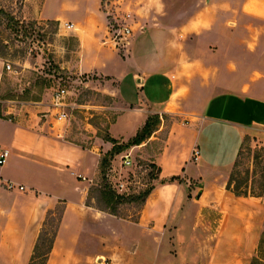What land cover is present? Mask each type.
<instances>
[{"label":"crops","instance_id":"0c3cea01","mask_svg":"<svg viewBox=\"0 0 264 264\" xmlns=\"http://www.w3.org/2000/svg\"><path fill=\"white\" fill-rule=\"evenodd\" d=\"M100 7V0H81L67 19L78 30L76 71L113 77L116 95L127 105L124 111L147 108L128 137L110 133L119 115L109 136L128 140L152 114L178 117L150 158L157 170L150 192L136 220L97 210L87 197L99 178L101 155L112 143L85 148L67 141L41 113L46 106H11V100L0 98V152L7 153L0 164V264L29 263L47 215L59 204L46 264H96L98 257L107 256L103 253L116 264H249L264 230V223L256 221L254 200L261 202L264 217V197L235 196L226 189L227 180L216 181L215 174L209 178L214 165L206 148L215 142L225 148L222 153L231 160L223 168L224 178L244 135L264 127V92L255 91L260 77L254 75L256 69L264 72V0L145 1L135 9L142 28L133 33L125 59L118 57L130 72L126 79L83 67V38L98 32L101 39L107 31ZM136 37L160 42L153 44L154 66L146 58L132 66ZM97 43L102 46L101 40ZM2 74L0 60V84ZM150 78L168 98L152 96ZM150 103L157 107H148ZM110 164L121 172L130 170L120 166V159ZM224 197L244 200L247 206L229 209ZM210 207L220 212V223H194Z\"/></svg>","mask_w":264,"mask_h":264},{"label":"rangeland","instance_id":"374dc122","mask_svg":"<svg viewBox=\"0 0 264 264\" xmlns=\"http://www.w3.org/2000/svg\"><path fill=\"white\" fill-rule=\"evenodd\" d=\"M145 1L148 0H100V9L105 13L107 20L111 17V14L120 15L125 12H132L131 36L129 37V40H131L135 30L142 28L140 15L135 9L144 5ZM79 3L81 4V0H0V60L3 66L0 98L11 100V106L14 102L17 105H22L18 102H24L35 109L42 105L46 106L47 110L41 113L48 115L51 125H55L58 129V135H61L67 141L85 148H91L96 142L99 143L100 141L112 143L107 139V137L111 138L110 133L124 138L128 137L134 126L141 121V116L146 113L147 108L143 107L140 113L124 111L127 105H124L117 97L116 88L118 83L112 80L113 77L99 76L94 72L79 74L76 71L79 65L78 30H67L64 28L63 23L70 22L67 19L72 17L74 7ZM43 14L59 17V19L53 20L43 16ZM100 19L103 21L102 18ZM133 26L135 27L133 28ZM97 39L101 40L102 46L98 45ZM154 43L159 45L160 42L157 43L152 39L142 41L138 37L135 38L132 48L133 55L131 56L132 66L145 58L147 63L151 62L152 66L155 65L157 56L152 51ZM165 44L163 42V47H166ZM130 45L131 43H128L124 48L115 47L110 40L108 27L101 39L98 32L90 37H85L81 47V55L84 59L83 67L94 66L102 73H113L126 79L130 76V72L126 63L118 57L125 59V54H127ZM7 63L10 65L8 70L5 69ZM163 65L168 66V62L163 63ZM254 75L260 77L257 82L260 84L255 87V91H262L263 93L264 72L256 69ZM149 81L152 83L149 87L152 96H158L161 99L168 98L167 93L163 95V92L159 94L156 91L154 79L150 78ZM62 87H66L68 90L69 108H67L68 117L58 123L54 119L55 108L51 103L53 93ZM169 106L172 105L169 104ZM148 107L154 109L157 104L150 103ZM118 115L119 117L115 122ZM152 115H157L159 122L156 123L155 129L143 142L123 149L111 158L108 155L109 151H107L101 155V158L106 156L110 164L113 160L119 161L118 156L120 153L127 152L130 153L132 159L140 163H149L150 158L162 147L168 127L178 119L176 113H163L161 117L159 114ZM114 122L115 124L109 133V127ZM249 132L244 135L239 146L242 145L243 152L235 172L239 173L240 176H243L251 168L255 151L260 149V152H262L261 149H264V127L250 129ZM115 140L118 143L127 141H122L120 138ZM224 150L225 148H221L217 142L210 150L208 147L206 148L208 161L214 165L209 170L208 177L211 178L215 174L216 181L222 178L225 182L233 168L234 161L228 168L227 175L223 178V168L228 166L231 160L228 155L225 156L222 153ZM99 170H101V167H99ZM106 171L107 167L105 173ZM152 173L153 175L150 176L140 175L138 177L140 185L132 195H137L139 192L151 188V181L157 173L156 168L153 169ZM105 183L106 178L100 172L96 184L91 185L89 189L87 203L97 210L136 220L143 203L140 200L128 199H122L120 202L115 203L113 197V201L108 204L106 201L107 194L105 195V193H117L109 185V187L103 186ZM191 187L193 186L190 185ZM190 188L189 191H191ZM189 197L191 198V195ZM223 200L225 207L229 209L243 210L247 206L244 200L225 197ZM254 203L257 215L256 221L264 223L263 211L259 206L261 202L254 200ZM61 207L60 204L57 205V208L51 211L45 219L41 240L36 252V264H39L42 260V254L48 247L57 228ZM196 210L197 206L194 205L193 212ZM220 221V212L210 207L204 211L203 218L200 216L194 223L202 226L217 225ZM248 251H251V248ZM112 259L116 264L115 259ZM249 264H264V230L259 232Z\"/></svg>","mask_w":264,"mask_h":264},{"label":"built area","instance_id":"2783aa9c","mask_svg":"<svg viewBox=\"0 0 264 264\" xmlns=\"http://www.w3.org/2000/svg\"><path fill=\"white\" fill-rule=\"evenodd\" d=\"M131 13L125 12L120 15L111 14V17L107 20V27L110 34V40L113 45L120 48L126 47L129 43V37L131 36ZM65 29H74V26L70 22H64ZM5 69H10V65L7 63ZM68 90L66 87L57 89L52 95V106L55 108L54 119L56 122H61L68 117L67 108L69 103L67 101ZM6 151L0 152V164L3 163L6 156ZM193 155L197 156V150L193 151ZM120 166L126 167L130 170L126 172L118 171L113 168L111 164L107 167L105 173L106 182L108 185L116 191L119 195H132L136 192L140 182L138 177L140 175H153V168L151 162L140 163L135 159H132L130 153H120ZM152 173V174H151ZM151 180V179H150ZM96 264H113L110 258L100 256L96 259Z\"/></svg>","mask_w":264,"mask_h":264},{"label":"trees","instance_id":"16d2710c","mask_svg":"<svg viewBox=\"0 0 264 264\" xmlns=\"http://www.w3.org/2000/svg\"><path fill=\"white\" fill-rule=\"evenodd\" d=\"M159 122V117L157 115H149L144 124L137 130L134 136L129 138L125 143H118L113 138H108L112 142V148L109 151L110 158L116 154L119 153L123 149H127L128 147L132 145L139 144L147 138L151 132L155 129L156 123ZM250 150V149H249ZM262 152H260V149H257L255 151V155L253 156V162L252 166L248 171L245 172L243 176H240L239 173L235 172L236 167L239 164V159L243 152V147H241L238 150L237 156L233 163V168L231 169L229 176L226 181V189L229 190L231 193H233L235 196H241V197H264V149H261ZM263 164V165H262ZM109 166V159H107L106 156L101 158L99 167H101L100 172L103 173V177L105 176V169ZM151 167L154 169L155 166L151 164ZM152 174V173H151ZM175 178H171L170 180H174ZM106 184V185H105ZM103 186H108V183L106 182ZM104 187V188H105ZM109 187V186H108ZM150 189L144 190L139 192L137 195H118L114 194L113 192L105 193L107 197L108 204L113 201V197L115 199V203L120 202L122 199H128V200H140L142 203L145 201L147 195L149 194ZM43 230V229H42ZM42 230L38 236L37 242L34 246L33 253L31 255L30 261L28 264H36V252L39 246V241L41 240L42 236ZM55 232L53 234L52 239L50 240L48 247L46 248L45 252L42 254V260L39 264H46L48 254L52 247V242L54 238Z\"/></svg>","mask_w":264,"mask_h":264}]
</instances>
